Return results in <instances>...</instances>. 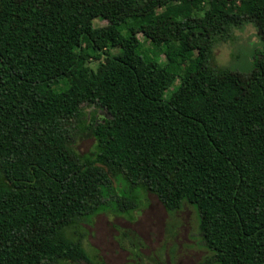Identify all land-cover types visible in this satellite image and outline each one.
<instances>
[{
  "label": "trees",
  "instance_id": "obj_1",
  "mask_svg": "<svg viewBox=\"0 0 264 264\" xmlns=\"http://www.w3.org/2000/svg\"><path fill=\"white\" fill-rule=\"evenodd\" d=\"M246 22L264 43V0H0V264L88 259L67 229L135 209L117 179L196 206L199 264H264V48L247 73L213 64ZM83 103L110 114L91 155Z\"/></svg>",
  "mask_w": 264,
  "mask_h": 264
},
{
  "label": "rangeland",
  "instance_id": "obj_2",
  "mask_svg": "<svg viewBox=\"0 0 264 264\" xmlns=\"http://www.w3.org/2000/svg\"><path fill=\"white\" fill-rule=\"evenodd\" d=\"M107 20L95 19L96 26ZM143 39L144 49L153 53L150 42ZM264 48L257 26L252 22L233 28L226 39L213 41V64L231 70L250 72L257 51ZM93 68L97 61H91ZM85 125L74 123L73 147L81 155H91L96 149V138L89 122H102L109 112L97 105L83 103ZM115 192L121 196L137 197L138 206L127 212L110 207L97 214L79 219L68 227L67 234L79 238L88 259L60 260L56 264H199L212 259L211 251L203 243L200 216L196 206L184 203L180 209L169 211L154 193L134 189L122 179L115 180ZM210 264H216L215 262Z\"/></svg>",
  "mask_w": 264,
  "mask_h": 264
}]
</instances>
